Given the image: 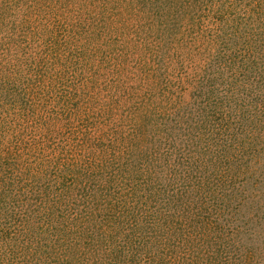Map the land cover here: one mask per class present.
Returning <instances> with one entry per match:
<instances>
[{
	"label": "trees",
	"instance_id": "trees-1",
	"mask_svg": "<svg viewBox=\"0 0 264 264\" xmlns=\"http://www.w3.org/2000/svg\"><path fill=\"white\" fill-rule=\"evenodd\" d=\"M0 264H264V0H0Z\"/></svg>",
	"mask_w": 264,
	"mask_h": 264
}]
</instances>
